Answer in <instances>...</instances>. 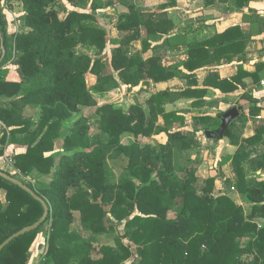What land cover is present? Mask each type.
<instances>
[{
	"label": "trees",
	"instance_id": "trees-1",
	"mask_svg": "<svg viewBox=\"0 0 264 264\" xmlns=\"http://www.w3.org/2000/svg\"><path fill=\"white\" fill-rule=\"evenodd\" d=\"M15 1L24 10L16 34L7 35L0 12V57L4 55L0 64V120L12 128L10 142L24 147L23 153L14 156L15 168L23 176L36 171L39 176L51 178L50 182L40 183L41 189L20 180L46 201L50 210L37 230L2 249L0 264H28L29 249L48 221L51 230L42 264H264V227L255 222L264 218V154L258 150L264 144V109L247 90L249 84H260L259 72L264 69V62L257 63L254 72L245 71L239 64L227 78L210 69L201 78V85L196 73L222 61L245 60L250 39L240 27L189 44L187 60L166 68L157 54L144 59L141 51L130 49V43L141 40L138 28L144 27L147 35L142 42L147 43L143 50H147L149 41H160L170 33L172 25L165 13H142L132 3L125 20L116 26L119 33L131 31L112 51L110 66L117 79L103 73L105 64L99 57L77 52L80 46H90L98 54L106 48V31L84 23L94 17L92 14L72 10L61 19L59 12L66 10L62 0ZM70 1L75 6L81 0ZM217 1L204 0V4L211 6ZM249 2L234 0V5L244 8ZM244 20L255 23L259 18L251 11ZM12 57L11 66L3 68ZM88 75L92 77L91 85ZM176 76L185 82V87L150 92L146 101L150 117L134 131L135 136L147 137L162 117L166 142L159 143L156 149L138 142L121 144L117 132L122 131L118 119L123 113L106 100L108 95L120 84L137 87L144 81L145 92L152 84L170 82ZM207 88L223 95L243 90L240 99L248 103L253 132L242 139L237 153L224 160L232 174L224 179L225 187H234L250 204L246 212L228 193H214L215 178H208L198 190L194 166L180 168L178 175H173L176 161L197 140L193 131L181 128L185 118L167 112L165 107L181 99L193 100L195 108L204 106ZM80 108L93 111L86 117L79 116L65 134V122ZM35 112L40 114L36 125L30 117ZM137 112L143 118L142 111ZM219 117L203 115L193 120L196 125H210L209 131L216 132ZM238 119L226 128L224 138L235 135ZM90 120L97 132H91ZM243 124L240 123L241 128ZM62 137V150L56 153L54 141ZM253 157L257 159L252 160ZM250 160L251 172L260 171L262 175L247 178L246 164ZM108 161L124 162L127 179L116 182L107 172ZM0 191L4 193L3 200L0 197L1 245L37 222L43 208L28 193L1 177ZM74 214L80 216L83 229L95 238L115 232L120 226L124 230L112 245H101L99 258L91 259L92 242L84 241L69 228ZM245 238L247 241L243 242Z\"/></svg>",
	"mask_w": 264,
	"mask_h": 264
},
{
	"label": "rangeland",
	"instance_id": "rangeland-1",
	"mask_svg": "<svg viewBox=\"0 0 264 264\" xmlns=\"http://www.w3.org/2000/svg\"><path fill=\"white\" fill-rule=\"evenodd\" d=\"M110 1V2H109ZM117 1L120 0H81L80 2L77 1L75 6L71 5V1L69 0H62L66 10L59 12V17L63 19L67 11L76 10L83 13H90L94 17L92 19L84 21L87 25H95L98 27L103 28L106 31L107 34V42H106V48L101 53L98 54L96 50L90 46H80L77 49V52L80 53H86L93 58L99 57V59L105 64L103 73L106 75H113L115 78H117L115 71L112 70L110 66L111 62V55L112 51L116 46H118V43L122 41L123 37L130 36L131 31L127 34L125 33H119L117 31L116 26L119 24L120 21H124L125 17L129 13V8L132 3H134L133 8H137L141 11H151L149 7H142L144 6L142 4V1L146 0H130L129 2L123 3L122 5L117 3ZM153 9L159 10V7H152ZM0 12L3 17V20L5 22V29L7 32V35H14L18 32L19 29V18L24 14L23 7L20 2L15 0H4L0 3ZM147 14V13H146ZM178 21L180 18L177 16L176 18ZM176 31L179 33L181 30L179 27H177ZM139 36L141 37V40L138 38L135 40H132L130 43V49L132 51H141L142 57L145 59L150 54V50H153V54H157L160 57L161 64L164 62L165 64L173 63L172 66H166V67H176L180 64V46L183 47L186 46L185 44L179 45L178 43L175 45L177 51L175 54L171 55L170 58L165 57V46L168 45V41L162 40L161 44L158 46L153 47L152 43H148L149 47L147 50H143L144 43L142 42V39L146 38V31L144 27L138 28ZM169 35V34H168ZM172 35V34H170ZM179 38V37H175ZM153 47V48H152ZM252 50H250L251 53ZM249 53V52H248ZM12 59L8 58L6 61V65L3 68L10 67V63L12 62ZM3 70V73L4 74ZM118 79V78H117ZM87 82L89 85L92 84V77L90 75L87 76ZM144 81L140 82V84L137 87H128L123 84H120V88L113 93L108 95V98L106 99L108 102L112 103L116 109L121 110L123 113V116H121L118 121H120V125L122 126V131H118L117 133L120 134V143L123 145H131L134 142H138L140 145H150L153 148H157V145L159 143H165L166 142V135L164 131L161 130V128L164 126L162 117H159L156 123V126L153 129V133H151L149 136L144 137L143 135L139 134L137 136L134 135V131L140 126L141 123H144L149 119V112L147 108V100L150 97V92H154L157 89H165V88H175L177 87V84L184 85V82L181 81L178 76L174 78L173 81L170 82L168 86H166L167 82L165 83H159V84H152L150 88L147 91H142V83ZM179 84V85H180ZM233 97L230 99V102H226L223 99H215L212 100L211 106L207 108H202L200 111L196 112L190 104L186 100H180L177 102L174 106L170 107L167 105L166 111L167 112H174L179 114L180 116H192V121L184 122V124L181 126L182 129L193 131L195 139L197 140V144L192 146L189 150H186L183 152L181 157L176 161L175 164V172L174 176L176 177L178 175V170L180 168L186 167V166H194L196 171V177L199 181L197 185V189L201 190V188L205 185V182L208 178H215V184H214V193L217 194L218 191H224L225 193H228V196L238 205L241 206L244 210V212L249 210L250 204L242 198L239 193L235 190L234 187H230L229 189L225 187L224 179L227 176L230 175V168H228L227 164L225 163V156L229 153H234L235 151H239L240 142H242V139L245 137L244 135V128H241L240 123L244 122L248 119V103L244 100H238L237 96L232 95ZM237 107L240 111V115L238 116V121L235 123L234 132L235 135L227 138H222L219 140L212 139L209 140L204 136L205 131H209L210 125H196L194 122V117L197 114H205L208 115L209 113H212L213 116H221L223 113H225L227 110ZM35 110V108H33ZM138 110H141L143 113V118L138 114ZM33 111V110H32ZM93 111L92 109L88 108H80V111L78 114H75L74 117L70 120H67L63 126V132L66 134L68 133V130L72 123L79 117L83 116L86 117L88 114ZM195 115V116H194ZM183 116V117H184ZM33 120V124L36 125L38 122V119L40 117V114L38 112H35L32 116H30ZM185 118V117H184ZM235 120V119H234ZM94 121L90 120L89 125L93 123ZM244 125V124H243ZM35 127V126H34ZM33 127V128H34ZM215 126L212 125V128ZM12 128L6 126L1 120H0V152L2 154L0 155V161L2 162H8L12 166L10 174L12 176H15L18 180H22L34 188L41 189L40 183L50 182L51 178H44L45 176H39V174L34 171L28 176H23L18 169L15 168L14 164V156L17 154H21L24 152V147H21L19 145L12 144L10 142L12 135L10 134V130ZM91 132H97L94 127L91 125ZM19 138H22L21 136H18ZM106 138V137H104ZM62 144H63V137L61 139H57L54 141V152L59 153L62 150ZM238 149V150H237ZM264 150V145H261L259 148V151ZM235 152V153H237ZM230 158V157H229ZM257 159V157H253L252 160ZM251 161V160H250ZM248 161L246 164V172L248 173V179L252 178L254 174L251 172V163L253 161ZM125 163L124 162H111L108 161L107 163V172L108 174L112 175L116 182H121L127 179V174L123 170ZM229 169V170H228ZM223 175V176H222ZM232 175V174H231ZM133 181H136V179H133ZM43 181V182H42ZM72 192V189H70V193ZM256 224L260 226H264V221H255ZM259 227V226H258ZM70 230L75 231L79 233L81 238L84 241H90L92 242V246L94 250L92 251L90 258L91 259H97L100 257L99 248L101 245H112L114 240L120 235V233L124 230L123 226H120L117 228L115 232H111L108 234H105L100 237H92L91 233L89 231H85L80 223V216L78 214L73 215L72 223H70L69 226ZM51 230V224L50 221L46 222L42 227L39 233L42 234L41 237V244H39L40 248H43L45 246L43 243H47L49 239V233ZM46 237V238H45ZM247 238L243 239V242H246ZM40 259H46V256H41ZM130 261L125 262V264H129Z\"/></svg>",
	"mask_w": 264,
	"mask_h": 264
},
{
	"label": "crops",
	"instance_id": "crops-1",
	"mask_svg": "<svg viewBox=\"0 0 264 264\" xmlns=\"http://www.w3.org/2000/svg\"><path fill=\"white\" fill-rule=\"evenodd\" d=\"M167 1L168 0L142 1V4L144 5L142 7H149L151 11L144 12L139 10L142 13H148V14L154 13L155 15H160L161 13H165L167 21L172 25V30L170 31L169 35L164 36L158 42H155L153 40L149 41V43L153 44V47L160 45L162 40L168 41L167 42L168 45H166L164 48L166 60L167 58H170L171 55L176 53L174 51H177L175 47L177 43L179 45L185 44L186 46H184V49L183 47L180 46V49L182 50L180 51L181 56L179 62L183 63L188 58L187 47L189 44L206 41L217 34H221L226 29L231 27H235V26L240 27L243 34L248 36L250 39L245 51V60L243 62L238 63L234 58V60L230 62L222 61L220 64H218L215 67H206L203 70L197 71L196 73L200 85H201V78L204 77L207 74L208 70L210 69L217 70L221 78H227L235 73L237 66L239 64H242L243 69L245 71L254 72L256 69V64L259 62H264V0H250L249 5L244 8L235 7L234 0H218L215 4L211 6H205L204 0H176L174 4H168ZM166 4L168 5L167 7H165ZM152 7H159V10L153 9ZM251 11H253L259 18L258 22L249 23L248 21L244 20V17L247 14H250ZM177 16L180 18L179 21L176 19ZM177 27H179L181 32L178 33L176 31ZM174 36L179 38L174 39ZM250 50H252L251 53ZM151 56H153L152 49L150 50V54L148 55V57ZM173 64L174 62L168 64H165L163 62L162 66L163 67L172 66ZM259 77H260V84L259 85L249 84L247 90L253 93L254 97L259 100V106L264 109V69L259 72ZM170 82H167L166 86H168ZM179 84H177V87L180 88L185 87V82L184 85L181 84L179 85ZM243 93H244L243 90H239L234 94L223 95L219 90H216L214 88H207V93L204 97V101L207 104H205L204 106L195 108L192 106L193 100L181 99V101L186 100L192 107L191 109L198 112L202 108H207L211 106L212 100L215 99H219V100L223 99L226 102H230V99L233 97L232 95H234L237 96L238 100H241L240 97ZM179 101L180 100H178L177 102ZM177 102H175L174 104H169V106L172 107ZM165 108H167V105ZM203 115L205 114L202 115L197 114L196 116L195 115L194 116L197 117ZM208 115L214 117L212 113H209ZM262 115H264V112ZM192 116L191 115L184 116L185 122L187 123L189 121H192ZM252 132H253V121L251 120V118L248 117V119L244 121L243 136L251 135ZM235 152L229 153L225 157L232 156L235 154ZM260 152L264 154V150L263 151L261 150ZM227 166L229 168V163L227 164ZM0 170L5 173L13 175V173L11 172L12 166L8 162L6 163L0 161ZM262 174L263 173L259 171L254 173V176L262 175ZM229 177H232L231 172L230 175L229 176L226 175L225 178H229ZM0 197L3 200L4 193L1 191H0ZM257 220L264 221V218H260ZM258 226L264 227L260 225ZM39 232L36 235L35 240L29 249L28 264H42V262H44L45 259H40L41 256L47 255L46 253L48 251V242L43 243L45 245L43 246V248L39 247V244H41L40 242L42 237V234ZM50 264H55V263L51 262ZM69 264H77V263L72 261Z\"/></svg>",
	"mask_w": 264,
	"mask_h": 264
},
{
	"label": "water",
	"instance_id": "water-1",
	"mask_svg": "<svg viewBox=\"0 0 264 264\" xmlns=\"http://www.w3.org/2000/svg\"><path fill=\"white\" fill-rule=\"evenodd\" d=\"M4 55H2L0 57V64L3 61ZM240 115V111L237 107H233L229 110H227L225 113H223L220 117V127L216 132L213 131H205L204 132V136L209 139L212 140L216 137H218L219 139H222L224 136V132L226 130V128L229 126V124L236 119L238 116ZM0 177L14 185H16L17 187H19L20 189H22L23 191H25L26 193H28L35 201H38L42 208H43V214L40 217V219L33 223L30 226L24 227L21 230H19L18 232H16L15 234H13L11 237H9L7 240H5L1 245H0V252L2 251V249L7 246L10 242H12L14 239L25 235L26 233H30L34 230H37L47 219L48 215H49V206L47 204L46 201H44L42 198H40L34 191H32L27 185H25L23 182H21L18 179L13 178L11 175H9L8 173H5L3 171L0 170Z\"/></svg>",
	"mask_w": 264,
	"mask_h": 264
}]
</instances>
